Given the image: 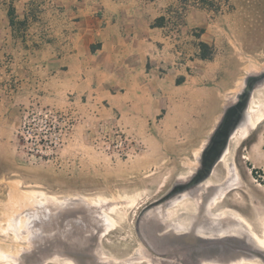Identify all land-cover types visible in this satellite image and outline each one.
Instances as JSON below:
<instances>
[{
	"label": "rangeland",
	"instance_id": "374dc122",
	"mask_svg": "<svg viewBox=\"0 0 264 264\" xmlns=\"http://www.w3.org/2000/svg\"><path fill=\"white\" fill-rule=\"evenodd\" d=\"M194 4L193 27L173 33V45H180L174 65L190 73L200 66L185 56L183 36L192 46L205 43L212 77L202 81L220 91L231 86L224 108L244 77L264 68V0ZM31 70L29 79L0 81V264H157L158 254L142 234L162 220L153 214L157 206L178 226L176 232L193 210L202 220L234 212L250 230L264 233V118L246 137H230L211 174L196 187L146 209L195 172L211 105L186 114L178 95L164 94L166 112L154 118L153 112L143 115L155 106L154 98L64 94L54 80ZM248 108L264 109V83L254 88ZM33 192L41 193L33 194L40 202H30ZM227 239L251 243L247 237Z\"/></svg>",
	"mask_w": 264,
	"mask_h": 264
},
{
	"label": "crops",
	"instance_id": "0c3cea01",
	"mask_svg": "<svg viewBox=\"0 0 264 264\" xmlns=\"http://www.w3.org/2000/svg\"><path fill=\"white\" fill-rule=\"evenodd\" d=\"M194 3L0 0V81L18 82L20 76L29 79L32 68L42 80H54L64 94L90 91L113 100L154 98L155 106L143 110L144 116L153 112L154 118L164 111L161 96L175 94L186 114L211 105L204 133L209 136L231 86L220 91L217 85L202 81L212 73L205 67L207 59L200 57L199 44L192 46L188 36H183L185 56L200 66L190 73L186 66L174 65L180 45H173L177 42L173 33L180 30L184 34L193 27ZM116 105L112 106L120 112Z\"/></svg>",
	"mask_w": 264,
	"mask_h": 264
},
{
	"label": "flooded vegetation",
	"instance_id": "af4514ba",
	"mask_svg": "<svg viewBox=\"0 0 264 264\" xmlns=\"http://www.w3.org/2000/svg\"><path fill=\"white\" fill-rule=\"evenodd\" d=\"M229 205L234 204L229 203ZM188 214L190 218L184 225L185 228H182V232H176L178 226H175L173 222L172 226L168 224L167 226L161 221L159 223L154 221L144 228L142 234L145 238L143 236V240L158 254L157 264H213L215 261H222V264H264V251L255 248L252 243H248L247 239L244 242L237 239L226 241L228 240L225 236L226 227L221 225L220 217L202 220L196 218L193 210ZM160 219L166 220L165 217H160ZM202 229L204 231L219 229L217 237L225 238H222V242L211 241L210 239L213 238L210 236H202L206 233H202Z\"/></svg>",
	"mask_w": 264,
	"mask_h": 264
},
{
	"label": "water",
	"instance_id": "95a60500",
	"mask_svg": "<svg viewBox=\"0 0 264 264\" xmlns=\"http://www.w3.org/2000/svg\"><path fill=\"white\" fill-rule=\"evenodd\" d=\"M263 83L264 68L255 74L246 75L244 77L242 87L235 94L232 103L223 108L218 121L202 147L197 158L199 164L195 172L187 180L172 184L166 194L153 201L146 209L193 189L211 174L213 167L219 161L224 150L228 147L233 132L246 122V110H248L254 88Z\"/></svg>",
	"mask_w": 264,
	"mask_h": 264
},
{
	"label": "bare ground",
	"instance_id": "6f19581e",
	"mask_svg": "<svg viewBox=\"0 0 264 264\" xmlns=\"http://www.w3.org/2000/svg\"><path fill=\"white\" fill-rule=\"evenodd\" d=\"M239 89V88H238ZM247 111V120H246V122L242 125V126H240L239 128H237L234 132H233V134L231 135V137L232 136H234L236 133H240V135L244 138V137H246L247 135H248V132L251 130V129H253L255 126H256V124L258 123V121H260L262 118H264V109H253V108H248V110H246ZM251 111V114H249V112ZM248 114H249V116H248ZM224 153V152H223ZM222 160V159H221ZM203 184V183H202ZM204 185V184H203ZM33 194H41V193H39V192H33V193H31V195H33ZM189 194V193H188ZM30 195V197H29V199H30V202L31 203H38V202H40L39 201V199H37V198H35L34 197V195H33V197ZM180 196V195H179ZM37 197V196H36ZM28 198L26 197V200L24 199H22V202H24V205L25 204H27L28 203V201L29 200H27ZM47 201V200H46ZM93 202V201H92ZM92 202H90V204H94V203H92ZM99 202V201H98ZM175 202V201H174ZM17 203H20L19 201L17 202ZM43 203V202H42ZM97 202H95V204H96ZM173 202L171 201V203L170 204H172ZM23 204V203H22ZM99 204V203H98ZM97 204V205H98ZM29 205V204H28ZM97 205H94V206H97ZM227 205H228V203H227ZM229 206V205H228ZM157 207H160V206H157ZM155 208V210H153V214H156L158 217L160 216V217H164V215H163V211L162 212H160L159 211V208ZM228 209H229V207H227ZM162 209V208H161ZM160 209V210H161ZM160 212V213H159ZM108 215V214H107ZM107 217V216H106ZM108 218V217H107ZM113 219V218H112ZM159 219V218H158ZM216 219H218V217H216ZM12 220V219H11ZM109 220H111V219H109ZM220 221H221V225L222 226H225L226 227V235L225 236H242V237H247V238H250L251 240V243L253 244V246L255 247V248H257L258 250H260V251H264V233H262L261 235H258L257 233H255V231H252V230H250L249 229V224H248V222H247V220L244 218V216H241V215H237V214H235L234 212H229V213H224V214H222L221 216H220ZM225 221H227V222H229V223H231L232 222V224L233 225H229L228 223H226ZM231 221V222H230ZM23 222V221H22ZM105 222H108L107 220L105 221ZM161 222H163V224H168V225H170V226H172V221H166V220H161ZM234 224H236V225H234ZM167 225V226H168ZM238 225L240 226V227H238ZM211 226L213 227V225L211 224ZM110 228V227H109ZM246 229V230H245ZM211 230H213V231H215V232H213V235H216L215 237L216 238H219V237H217V234L220 232V230L219 229H216V230H214V229H211ZM202 231V233L203 232H209V230H207V231H204L203 229L201 230ZM202 235V234H201ZM202 236H205V237H209V236H207V235H205V233H204V235H202ZM210 237H214V236H210ZM223 262L222 261H215V262H213V264H222ZM226 263V262H225ZM206 264H208V263H206ZM210 264H212V263H210Z\"/></svg>",
	"mask_w": 264,
	"mask_h": 264
},
{
	"label": "trees",
	"instance_id": "16d2710c",
	"mask_svg": "<svg viewBox=\"0 0 264 264\" xmlns=\"http://www.w3.org/2000/svg\"><path fill=\"white\" fill-rule=\"evenodd\" d=\"M200 47V57L204 59H210L211 55H209L205 49H206V44L203 42H200L199 44Z\"/></svg>",
	"mask_w": 264,
	"mask_h": 264
}]
</instances>
